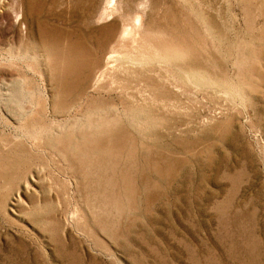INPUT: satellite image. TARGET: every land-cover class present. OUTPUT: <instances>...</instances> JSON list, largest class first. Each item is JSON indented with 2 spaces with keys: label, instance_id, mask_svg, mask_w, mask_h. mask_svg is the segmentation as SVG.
Segmentation results:
<instances>
[{
  "label": "rangeland",
  "instance_id": "374dc122",
  "mask_svg": "<svg viewBox=\"0 0 264 264\" xmlns=\"http://www.w3.org/2000/svg\"><path fill=\"white\" fill-rule=\"evenodd\" d=\"M0 264H264V0H0Z\"/></svg>",
  "mask_w": 264,
  "mask_h": 264
},
{
  "label": "bare ground",
  "instance_id": "6f19581e",
  "mask_svg": "<svg viewBox=\"0 0 264 264\" xmlns=\"http://www.w3.org/2000/svg\"><path fill=\"white\" fill-rule=\"evenodd\" d=\"M138 17H139V16H137V17L135 18L136 21H137ZM139 18H140V17H139ZM128 28H129V27H128ZM128 28H126V29L124 30L123 35H127L128 33H130L131 29H128Z\"/></svg>",
  "mask_w": 264,
  "mask_h": 264
}]
</instances>
